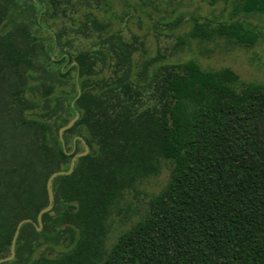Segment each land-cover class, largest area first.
<instances>
[{"label":"trees","instance_id":"trees-1","mask_svg":"<svg viewBox=\"0 0 264 264\" xmlns=\"http://www.w3.org/2000/svg\"><path fill=\"white\" fill-rule=\"evenodd\" d=\"M116 1L0 0V258L29 219L0 264H264V79L167 59L194 42L255 46L264 0L177 13L168 28L187 30L153 56L113 28ZM85 146L37 228L48 178ZM164 164L147 211L107 245L113 209Z\"/></svg>","mask_w":264,"mask_h":264},{"label":"rangeland","instance_id":"rangeland-1","mask_svg":"<svg viewBox=\"0 0 264 264\" xmlns=\"http://www.w3.org/2000/svg\"><path fill=\"white\" fill-rule=\"evenodd\" d=\"M220 10V4L212 6L207 0H128L116 1L114 13L110 12L107 15L114 29L122 31L127 36L132 33L138 34L144 42L147 54L153 56L158 51L167 53L174 44L175 37L187 30V23L175 30L168 28L167 23L177 13H182L184 18L190 14L211 17L219 16ZM190 56L198 59L204 66H229L244 80L264 79V37L252 47L229 44L222 39L203 44L194 42L191 48L168 56L167 59L176 61ZM135 58L139 59L137 53ZM169 170V164H164L157 176L142 180L136 191L124 194L118 206L113 209L107 245L113 241L117 231L128 227L147 211L149 195L162 187L168 178Z\"/></svg>","mask_w":264,"mask_h":264},{"label":"water","instance_id":"water-1","mask_svg":"<svg viewBox=\"0 0 264 264\" xmlns=\"http://www.w3.org/2000/svg\"><path fill=\"white\" fill-rule=\"evenodd\" d=\"M76 118V115L64 126H62L60 129H59V135H61V132L64 128L68 127L69 125L72 124V122L74 121V119ZM87 151V147L85 146L84 147V150L80 153H77L75 154L72 159H71V162H70V167L68 170H61V171H57V172H54L50 175V177L48 178L47 182H46V187H47V194H48V200H49V203L44 207L42 208L38 214H37V222H38V226L37 228H39V226L41 225V213L48 210L50 207H51V201H52V190H51V179L53 176H55L56 174H62V173H68L71 171V168L73 166V163H74V159L76 156L80 155V154H84L85 152ZM29 219L28 218H25V219H22L20 220L17 225H16V228H15V231H14V234H13V237H12V240H11V246H10V255L9 256H6V257H3V258H0V262L5 260V259H9L13 256L14 254V250H13V247H14V242H15V238H16V235H17V232H18V227L20 226V224L23 222V221H28Z\"/></svg>","mask_w":264,"mask_h":264}]
</instances>
